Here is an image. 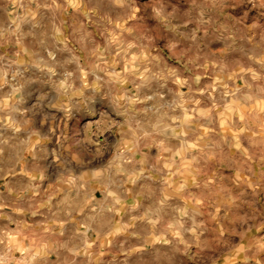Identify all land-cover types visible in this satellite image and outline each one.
Instances as JSON below:
<instances>
[{
	"label": "clouds",
	"instance_id": "clouds-1",
	"mask_svg": "<svg viewBox=\"0 0 264 264\" xmlns=\"http://www.w3.org/2000/svg\"><path fill=\"white\" fill-rule=\"evenodd\" d=\"M188 259L264 264V0H0V264Z\"/></svg>",
	"mask_w": 264,
	"mask_h": 264
},
{
	"label": "rangeland",
	"instance_id": "rangeland-1",
	"mask_svg": "<svg viewBox=\"0 0 264 264\" xmlns=\"http://www.w3.org/2000/svg\"><path fill=\"white\" fill-rule=\"evenodd\" d=\"M247 5L244 4V3H238L237 4V8H244L246 7ZM97 197L99 198V193H97ZM187 264H194V262L190 259L187 260Z\"/></svg>",
	"mask_w": 264,
	"mask_h": 264
}]
</instances>
